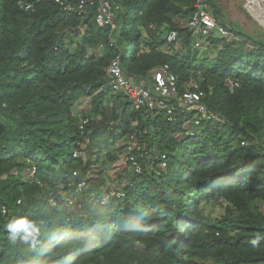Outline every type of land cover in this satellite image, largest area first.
Instances as JSON below:
<instances>
[{
	"label": "trees",
	"instance_id": "16d2710c",
	"mask_svg": "<svg viewBox=\"0 0 264 264\" xmlns=\"http://www.w3.org/2000/svg\"><path fill=\"white\" fill-rule=\"evenodd\" d=\"M109 1L118 9L113 33L96 24V7L77 14L44 0H0V264H264V239L250 243L264 236V41L229 29L210 0L233 39L214 33L206 45L215 55L199 60L186 26L195 0ZM171 30L182 48L169 57L159 50ZM118 58L137 80L169 65L179 95L197 84L224 123L135 110L108 84ZM86 100L100 120L83 113L81 128ZM132 136L145 146L131 153L143 173L131 169L103 202L94 176L118 161L113 148L124 142L117 151L128 153ZM81 184L93 185L89 196ZM221 200L227 215L205 218L203 205ZM13 216L34 221L35 248L9 240Z\"/></svg>",
	"mask_w": 264,
	"mask_h": 264
},
{
	"label": "built area",
	"instance_id": "2783aa9c",
	"mask_svg": "<svg viewBox=\"0 0 264 264\" xmlns=\"http://www.w3.org/2000/svg\"><path fill=\"white\" fill-rule=\"evenodd\" d=\"M44 1L56 4L66 13L85 14L90 7H96V24L101 28H111L112 33L117 30L116 11L118 9L114 7L109 0H79L75 3H69L65 0ZM209 2L210 0H195L194 15L190 22L186 24L187 28L196 36L195 48L206 54L209 52V48L206 45L207 40L211 38L214 33H218L221 38H226L227 40L233 39L231 33L220 24ZM21 8L26 11H33V6L30 3L21 4ZM151 29L156 30L157 26L152 25ZM181 48V34L176 30H171L167 34L165 45L162 46L159 51L166 56L172 57L176 55ZM101 49H104V47L101 46ZM106 76L109 87L113 92L121 93L126 96L135 110L145 109L155 113L165 112L171 123L175 121L176 111H181L184 114H194L192 122L195 126H200L204 121L224 123V120L215 113H212L204 103L205 93L200 90L197 84L191 83L188 85L186 91L182 95H179L177 87L178 78L169 65L157 68L147 79L137 80L126 75L121 61L118 58L111 62L106 71ZM237 86V84H231L230 87L234 88ZM87 123V120H81V128ZM143 147L145 146L140 144L136 136L130 138L126 162L128 164V161H130L131 169L139 175L143 173V165L138 158L131 153L135 149L140 151ZM159 165L161 169H166V155L161 157ZM84 186L85 184H81L79 188H84ZM110 197L112 196L108 195L103 197V202H107ZM76 202L75 199H69L68 203L69 206L74 207Z\"/></svg>",
	"mask_w": 264,
	"mask_h": 264
},
{
	"label": "rangeland",
	"instance_id": "374dc122",
	"mask_svg": "<svg viewBox=\"0 0 264 264\" xmlns=\"http://www.w3.org/2000/svg\"><path fill=\"white\" fill-rule=\"evenodd\" d=\"M216 3L219 10V20L224 23L229 29L238 28L255 39L264 41V0H213ZM212 9V7H211ZM213 10V9H212ZM118 16V10L116 11ZM131 48L128 47V52L130 53ZM213 57L215 53L210 50ZM198 59H202L206 55L205 52L198 53ZM113 95V93L111 94ZM105 106L110 110L113 107L112 102L110 104H105ZM92 105L90 100L84 101V103L78 107L77 112L81 115L80 120L83 119L82 114H92L93 120H100L99 116H95L92 112ZM192 122V121H191ZM124 142L118 145L117 148L124 146ZM130 145V142L128 143ZM112 149L113 154L117 155L118 161L109 166L107 174L100 173L94 176L95 180L93 183H100L99 193L103 197L108 195L118 194L122 188L125 187L129 178L132 176L131 167L127 164V154ZM125 151V149H124ZM93 185L84 186L86 196H89L90 189ZM83 193L77 198L78 203L82 202ZM261 211L264 212V204H261ZM227 204L224 201L213 202L208 205H203V215L205 218L215 221L223 219L226 213ZM196 264H212L211 261L201 262L196 261Z\"/></svg>",
	"mask_w": 264,
	"mask_h": 264
},
{
	"label": "clouds",
	"instance_id": "9594fccd",
	"mask_svg": "<svg viewBox=\"0 0 264 264\" xmlns=\"http://www.w3.org/2000/svg\"><path fill=\"white\" fill-rule=\"evenodd\" d=\"M9 234V240L15 243L19 240L23 244L35 248L39 243L40 232L34 221L28 216H13L5 225ZM264 236H256L250 243L257 246Z\"/></svg>",
	"mask_w": 264,
	"mask_h": 264
}]
</instances>
